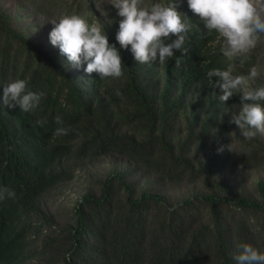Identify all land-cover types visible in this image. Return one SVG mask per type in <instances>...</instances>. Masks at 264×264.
<instances>
[{"label": "trees", "instance_id": "trees-1", "mask_svg": "<svg viewBox=\"0 0 264 264\" xmlns=\"http://www.w3.org/2000/svg\"><path fill=\"white\" fill-rule=\"evenodd\" d=\"M15 1L23 18L36 19L33 28L44 24L35 38L18 23V11L11 15L0 6V187L15 192L0 201V264H24L35 256L46 264H237L240 244L264 252V180L246 191L222 174L239 94L220 102L219 89L206 77L229 65L233 75L245 74L264 54V34L250 52L229 61L214 44L219 34L208 32L187 0H173L188 25L183 63L175 66L178 51L163 63L141 64L130 46L125 50L116 41L122 17L110 0ZM156 2L171 0H144ZM65 14L101 28L119 49L122 77L100 79L84 72L86 65L74 68L50 43V21ZM17 79L44 93L33 111L3 104V86ZM261 85L264 74L252 82ZM61 127L67 134L56 135ZM245 147L240 165L263 166L257 139ZM109 155L131 167L110 172L97 193L76 201L67 223L52 229L53 215L41 211L39 199L71 180L78 161ZM137 172L203 191L167 202L158 190L135 192L127 180Z\"/></svg>", "mask_w": 264, "mask_h": 264}, {"label": "clouds", "instance_id": "clouds-1", "mask_svg": "<svg viewBox=\"0 0 264 264\" xmlns=\"http://www.w3.org/2000/svg\"><path fill=\"white\" fill-rule=\"evenodd\" d=\"M187 3L209 33L215 31L223 38L222 53L229 61L250 52L264 34V0H187ZM110 4L122 17L116 33L121 48L127 50L130 46L134 59L141 64L157 60L163 63L179 51L181 55L175 57V66L180 67L187 53L183 46L188 25L183 22L173 0L168 4L156 2L151 5H146L144 0H110ZM50 22L54 26L49 33L50 43L59 48L72 67L79 69L86 65L84 72L97 73L100 79L123 76L119 49L115 44H109L107 36L96 24L90 25L78 14H65ZM259 75L256 66L247 75H233L231 65L227 70L214 68L206 73L210 87L219 89L220 102L226 103L239 94V114L233 113L229 123H234L241 136L248 140L257 134L264 135V85L252 86ZM213 77H216L214 82ZM43 95L27 90V81L22 79L3 86V104L23 112L36 109ZM44 122L37 121L41 125ZM56 122L63 124L60 117ZM67 131L63 127L57 128L56 135L67 134ZM228 149L233 151L231 144ZM14 197V191L0 187V201ZM237 250L234 257L237 264H264V252L251 244H240Z\"/></svg>", "mask_w": 264, "mask_h": 264}, {"label": "rangeland", "instance_id": "rangeland-1", "mask_svg": "<svg viewBox=\"0 0 264 264\" xmlns=\"http://www.w3.org/2000/svg\"><path fill=\"white\" fill-rule=\"evenodd\" d=\"M0 6L11 15L18 11V14L21 16L18 23L23 27L29 28V31L34 33L35 38L41 37L39 33L44 22L39 23L33 28L36 19L33 17L23 18L24 9H19L15 0H0ZM30 25L32 26L29 27ZM216 43L220 44L221 48L225 46L222 37L214 42V44ZM259 57H261V60H259L255 66L258 68L261 75L264 74V54L260 52ZM233 66L234 65H232V67ZM250 69H248L245 74L240 75H247ZM239 110L240 104H233L229 118L231 119L233 113L239 114ZM230 124V137L226 145L227 153L229 155V163L222 170V174L225 179L233 182L237 181L244 190L251 191L256 181L264 180V165L250 169L240 165L239 160L242 159V154L245 153L249 147L247 144L246 149V147L244 148V145L246 142H249V140L241 136L239 128L234 123ZM255 138L259 142L261 149L264 151V135L257 134ZM230 144L233 151L228 149V145ZM208 147L209 148H207L205 152L207 155L210 153L211 144H209ZM128 167H131V165L126 160L115 155L78 161L73 178L60 183L47 191L39 199L37 205L40 207L41 211L53 215L52 229L58 230L62 225L69 221L73 206L84 193H97L99 181L104 179V177L110 172L123 171ZM127 181L133 182L135 192H139L143 189H149L151 191L158 190V193H160L167 202L174 203L180 202L187 197L193 196L195 193L203 191V188L200 187V185H190L186 183L166 184L153 176L140 177L139 172L128 178ZM37 219L41 220L40 218ZM24 264H46V261L44 257L35 256L32 259L27 260Z\"/></svg>", "mask_w": 264, "mask_h": 264}]
</instances>
